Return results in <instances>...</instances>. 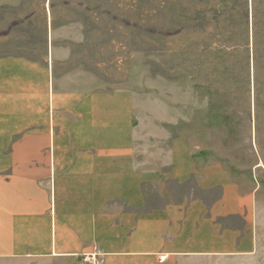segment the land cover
Listing matches in <instances>:
<instances>
[{
    "label": "crops",
    "instance_id": "0c3cea01",
    "mask_svg": "<svg viewBox=\"0 0 264 264\" xmlns=\"http://www.w3.org/2000/svg\"><path fill=\"white\" fill-rule=\"evenodd\" d=\"M106 21L99 0H0V264L258 255L264 157L138 124L100 81Z\"/></svg>",
    "mask_w": 264,
    "mask_h": 264
},
{
    "label": "rangeland",
    "instance_id": "374dc122",
    "mask_svg": "<svg viewBox=\"0 0 264 264\" xmlns=\"http://www.w3.org/2000/svg\"><path fill=\"white\" fill-rule=\"evenodd\" d=\"M99 12L109 28L100 81L134 91L138 124L163 121L196 148L264 157V0H99ZM262 189L258 255L184 264H264Z\"/></svg>",
    "mask_w": 264,
    "mask_h": 264
},
{
    "label": "built area",
    "instance_id": "2783aa9c",
    "mask_svg": "<svg viewBox=\"0 0 264 264\" xmlns=\"http://www.w3.org/2000/svg\"><path fill=\"white\" fill-rule=\"evenodd\" d=\"M82 261L86 264H100L104 261V255L99 250L83 255Z\"/></svg>",
    "mask_w": 264,
    "mask_h": 264
}]
</instances>
